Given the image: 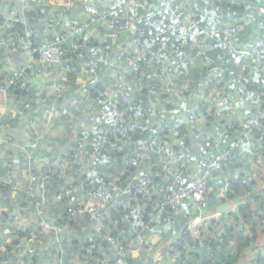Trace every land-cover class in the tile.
<instances>
[{"label": "built area", "instance_id": "obj_1", "mask_svg": "<svg viewBox=\"0 0 264 264\" xmlns=\"http://www.w3.org/2000/svg\"><path fill=\"white\" fill-rule=\"evenodd\" d=\"M87 1L64 0L61 6L71 8L87 4ZM116 1V6L105 8L103 13L93 12L87 22L71 19L63 25L59 24L54 16H49L46 28L52 32L53 40L41 44L37 50V61L28 54V60L22 66L13 69L11 74L0 82V96L8 101L13 95L11 87L22 82L27 71L31 70L32 74L39 76L44 73L41 66H55L59 71L53 78L55 93L49 106L44 110V117L50 125L55 117L56 105L66 92L63 83L67 81L65 73L70 69L68 65L61 63L62 52L59 45L73 38L88 35L96 39L97 43L86 49V54L93 55L92 58H84L82 53L77 54L78 61L87 62L86 65L80 66L77 74L82 77L85 84L95 85L112 73L115 96L121 97L125 107L124 109L119 107L121 100L113 101L111 96L94 101L96 105L94 118L91 119V127L87 132L90 138L78 139L76 143L77 156L81 159L82 183L75 186L77 180L70 173L65 156H62L53 160V165L44 162L47 169L38 181L41 188L37 193L34 186L38 183L33 182L31 178V161L25 159L22 186L28 199L26 209L20 210V203L15 197L12 202L5 203L0 193V252L10 248V264H33V259L38 253L37 248L46 234L53 237V246L42 254L43 259L46 258L42 264H67L65 260L67 255L72 256V264H125L124 257L129 250L151 246L153 238L160 234V223H165L169 227L178 226L180 218L189 211L187 204H192L193 212L187 229L195 231L212 217L213 211L209 210L207 200L208 180L228 165L239 148H246L250 163H261L264 160L263 143L260 140L264 134V113L255 114L250 110L248 112L250 116L248 115L243 122L247 127L244 133L234 134L224 148H219L217 143L201 148L200 155L204 161L202 167L198 163L180 159V153L186 149V135L179 134L181 129L193 130L202 118L212 117L215 120V134L223 138L235 131L234 123L227 121L219 125L216 121L222 122L225 116L240 120V105L251 101L249 95L239 94L238 104L228 106L227 99L220 94L224 83L218 76L224 72L226 58L215 57L216 67L207 69L205 83L208 82L209 86L211 84L212 89L205 99H200V90H187L179 94L175 87L177 59L184 54L183 50H188L185 56L195 60L202 58L199 36L203 35L214 41V47L229 57L242 56L254 62L263 73L264 41L257 39L251 47H239L234 41L236 31L232 27L214 39L210 34L211 21L201 22L196 19L195 14L189 12L190 6L196 0H179L176 4H172L174 3L172 0H162L161 4L153 9L151 20L165 16V19H161L162 26L164 27L167 21L178 32L173 36L175 44L169 49L164 43L165 30L148 28L146 31L147 37L151 38L155 45L160 46L155 52L160 70L154 74L152 85L160 84L167 99L173 101L179 96L182 100L181 104L177 102L171 105L168 114L171 118L170 124L164 126L161 115L165 117L166 114L161 110V101H158L157 97L148 98L143 104L142 100H133L125 92L129 75L139 82L144 76L138 62L127 60L128 44L121 41L123 30L126 29L134 35L133 32L137 29L139 0ZM45 2L46 0L0 1V20L3 21L0 25L3 30V34L0 35V50L9 54L20 52L19 47L25 42L24 37L31 36L26 13L32 5H43ZM262 8L264 10V4ZM14 25L24 29V37L13 31ZM93 25L101 28L102 33H93ZM229 57L228 62L231 59ZM21 85L23 88V83ZM71 102L73 107L77 106L76 98H71ZM183 102H188L190 106L194 105L195 109L192 112L186 111ZM23 106L28 111L32 110L30 104L25 101ZM144 106L148 107L145 115L142 114ZM131 108L138 113L134 119L128 114ZM7 129L8 124L0 117V131ZM136 135L145 137L144 146L139 148L140 150L135 145ZM111 138L116 143L110 147ZM111 150L123 154L121 162L125 167L121 170L111 168L110 171L99 172L96 160L102 152L110 153ZM128 167L134 169L131 176L127 175ZM152 168L155 169L154 172L158 171L164 175L166 182L155 181ZM54 170L62 174L64 181L62 192H54L51 201L54 204L67 202L64 208H67L69 215V220H63L61 223H58L61 210L53 213L56 209H51L50 198L47 197L46 184L51 181ZM233 176L240 180L241 174L236 173ZM2 183L9 182L0 175V184ZM11 208L15 211L11 210L8 215ZM117 210H122L124 215L120 219L112 220L111 215ZM147 210L153 212L150 225L147 227L149 235L141 237L139 231L143 227L138 222L141 214ZM82 217H87L88 220L84 221ZM116 232L120 234L115 236ZM179 232L176 237H179ZM125 237L131 239L124 241ZM74 242H78L79 248L84 249V255L68 252ZM101 245L102 249L97 251ZM95 253L94 258H89L90 254ZM106 253L108 254L104 256ZM163 259H166L165 255L159 254L155 264H160Z\"/></svg>", "mask_w": 264, "mask_h": 264}, {"label": "trees", "instance_id": "obj_2", "mask_svg": "<svg viewBox=\"0 0 264 264\" xmlns=\"http://www.w3.org/2000/svg\"><path fill=\"white\" fill-rule=\"evenodd\" d=\"M1 1V0H0ZM47 1V0H46ZM162 0H139L137 3V9L139 11V17H138V24H137V29L135 30L134 33V40L132 42L131 40V46L129 47V42L128 39L130 36H125L122 35L121 41L125 42L128 44V56L127 60L129 62H132L135 60L138 62L140 69L143 71L144 76L142 80L135 81L132 79V77L129 75L127 77V85H126V94L133 100L140 99L142 100L143 104L147 102L148 98H155L157 97L158 101H164L166 98V95L163 93V87L159 84L158 86L152 85L153 83V76L155 73L159 72L160 66L157 63V69L155 70L152 68L150 70L151 72H154L153 75L151 76L149 72V68L147 61L145 59L141 58H134L132 55L137 53H148L149 51L145 50V44H148L149 46L152 45L153 49L151 53V56H147L150 59L157 60L155 57V52L157 49H159L157 46L153 43V40L146 35V31L148 28H152L153 30H165L164 34V43L166 46L170 49L171 46L175 44V40L173 38L174 34L177 31V29L171 25L169 22L164 23V27L161 24V19H165V16L155 18L154 20H151V14L146 12H141L142 9H148L150 6L154 5V7H157L161 4ZM176 4V2H179V0H172ZM195 2H199L203 6L199 7V9L193 8L191 9V12L195 14L199 21L202 22V20L206 21H211V23H219V27H216V25H211L210 27V34L214 37V39L219 38L222 36V34L228 30L229 28H234L236 31V35L238 34L237 26L233 25L232 22L236 23L237 22V14H244L246 11L250 13V20L252 21L251 23H247V25H252V36L257 34V37H255L252 41H250V46L253 45V42L257 39H260L264 41V10L262 8V4H264L263 0H253L247 1V2H240L239 0L236 1H231V0H196ZM250 3L252 5H250ZM47 2L40 4V5H32L30 13L27 14V21H28V31L30 32L29 35H31L28 38H25L24 36V29L20 26L14 25L13 31L19 33L21 37H24L25 42L19 47L20 48H25L28 53L31 54L34 57V60H38V49L41 46V44L45 42H51L53 40L52 32L46 28V21L43 22H37V18L39 16L44 17L43 14L41 13V10L47 11L49 8L48 5H46ZM74 7V6H73ZM147 7V8H146ZM153 7V8H154ZM72 8V7H71ZM30 9V8H29ZM52 9V8H51ZM62 9H70V8H64L62 6ZM144 11V10H143ZM209 11L211 12L210 14ZM49 18V17H48ZM48 18L46 20H48ZM218 18V19H217ZM231 19V22L227 23V19ZM220 19V20H219ZM80 20V19H78ZM81 21V20H80ZM89 21V20H88ZM1 22L3 23L2 20H0V25ZM82 22V21H81ZM87 22V21H85ZM201 22L198 24L200 25ZM257 27V29H256ZM43 28L47 29L48 32H50V35L48 37L49 40L47 39L46 34L43 32ZM59 28V26H58ZM60 29V28H59ZM213 29L217 32V35H213ZM262 29V31H261ZM93 33H102V29L95 27L93 25L92 27ZM235 35V37H236ZM133 39V38H132ZM199 40L201 42V49H202V57H205V51H211L214 53V57H224L226 58L224 61V72L220 73L218 78H221L224 82L223 87L228 88L230 87L231 92H237L238 94L240 93L243 95H249L251 97V101H247L243 104L240 105V115L243 117V119L240 121L237 119L235 122V131L232 133H229L226 137L232 138L234 134H242L247 130V127L244 125V120L246 117L250 114L248 113L249 110L250 112H254L255 114H262L264 113V73L260 70V67L256 65L254 62L242 57V56H227L219 50L218 48H215L214 46V41L212 42L211 39L201 35L199 36ZM136 41H139L140 43H136ZM97 40L94 39L92 36L88 35H83L78 38H73L69 41H66L63 44L59 45V49L62 52L61 56V63L62 65H68L69 66V71L65 73L67 81L63 83V86L65 87L66 90H77L79 89V84L76 82V79L80 77L77 72L80 71V66L86 65L87 62H80L76 59V56L78 53H82L84 58H92L93 55H88L86 54V49L89 47H92L93 45H96ZM136 43V47L134 48V45ZM206 46L210 47L208 49H205ZM244 46V45H243ZM245 47V46H244ZM246 47V48H248ZM204 48V49H203ZM186 52H188L187 49H184L182 53H184L181 57L179 58H184L186 57ZM188 55V54H187ZM228 57L231 58L228 60ZM216 67V66H214ZM53 68V69H52ZM188 69V76L189 78L187 79V82L190 83L193 78H196V85H200L197 82V79H199V76L203 75L202 80L205 78L207 79L208 72L207 70L202 71L199 67H195L194 65H190ZM58 70L55 66L53 65H43L41 66V70L43 72L49 71L52 72V70ZM151 69V68H150ZM180 70H176L177 74H180ZM199 70V72H197ZM201 70V71H200ZM33 72L31 70L27 71L25 76L31 75ZM200 73V74H198ZM187 76V77H188ZM107 77H110V73ZM107 77L98 83L94 84H87L89 94L91 98L96 101L99 98H106L108 97V93L106 91L107 86L109 85L105 83ZM178 79H180L178 77ZM178 82H182V84H187V82H184L182 79L181 81L179 80ZM211 85V84H210ZM24 86V83H23ZM76 87V88H75ZM199 87H196L198 89ZM148 90V94H145L144 92ZM11 93L13 94L14 97H21L25 102L30 104V106L33 108L35 107L36 103L33 104L36 100V90L33 86L30 84H27L26 87L22 88L21 84H15L14 86L11 87L10 89ZM113 91L115 92V88H113ZM138 94V96H137ZM119 97L118 100H121V97L119 95H116ZM137 96V97H135ZM227 99V105L228 106H236L238 103H233L232 101V96H225ZM65 99V98H61ZM114 101V99L112 98ZM120 102V101H119ZM161 104V103H160ZM121 108L124 107V103L121 100V103L118 105ZM165 110H168V106H164ZM148 112V107L144 106L142 114L145 115ZM93 118H94V113H92ZM128 114L130 115L131 119H134L138 116V113L134 110V108L129 109ZM64 117V116H63ZM68 117V116H67ZM65 116V118H67ZM226 120L223 119V121H216L219 125L221 123H225L228 119V116L224 117ZM164 119V117H163ZM207 120L210 122L209 126L206 128L209 134H213L214 132V125H215V120L212 117L208 118ZM242 122L244 127H240V123ZM164 123L166 124V118L164 120ZM264 124V120H263ZM212 128V129H211ZM195 127L193 128V130ZM193 130H186V129H181L179 131V134L186 135L185 136V145L186 149L182 150L180 153V156L185 154H191L190 156H187L185 161H188L189 163H198L200 167L204 165V161L201 159L200 155V150L201 148L205 147H210L214 146V140H210L205 143L197 144L195 145L197 150L195 149V146H191L190 142V133ZM166 132H168V129H166ZM215 133V132H214ZM194 134V131H193ZM83 138H90V135H86L83 137H80L79 139ZM254 140L256 139L254 136L252 137ZM209 139V137H208ZM207 139V140H208ZM144 136L136 135V141L135 145L137 146V149L141 148L144 146ZM260 140L263 143V149L262 151L264 152V134L260 138ZM116 142L114 141L113 138H111V142L109 143L110 147L115 144ZM140 150V149H139ZM187 151V152H186ZM193 151L194 155H193ZM186 152V153H185ZM73 152L70 153V158L68 160L69 163V170L70 173H72L76 180L77 183L75 186L79 183H82L83 180L81 178L82 173L79 171V166L78 164L80 161L77 160V151H76V157L75 159H72ZM123 154L116 153L114 150H111L110 153L108 152H102L100 154V157L98 160H96V165L97 169L99 172L102 171H110V169H116V170H121L125 166L121 162V157ZM154 160V158H153ZM128 171V176H131L134 173V169L132 168H127ZM155 169L152 168L151 172H154ZM6 173V171H5ZM154 179L157 182H166V178L164 175L160 174L158 171L154 172ZM216 174H213L211 178L208 180L207 183V200L209 204V210H213L215 208L213 198H214V192L215 190H210V186H213V177ZM0 175L3 177H7L4 172L0 169ZM79 176V177H78ZM78 177V178H77ZM6 180V179H5ZM242 180V179H241ZM64 179L62 178V174L58 171L54 170V175L51 179L50 182H47L46 184V189H47V197L49 199L50 195L53 194V192L59 193L62 192L59 187H55L53 184L55 182H62ZM248 186V185H247ZM247 186L243 188V191L247 189ZM239 185L234 186V190H238ZM241 188V187H240ZM13 184L12 183H2L0 184V193H2V197L5 203H10L12 202L13 199ZM227 197H229L227 195ZM253 201L252 203H249L248 200H245L241 205L238 207V213L230 214V217L228 220V223L225 222V218H217L210 220L208 222V225L205 230H201L197 233L195 238L190 236V232L187 230V224L188 221L190 220L191 211L190 207L192 204H187V209L189 210V213L187 211L184 213V215L180 218L179 220V225L176 227H169L165 223H160L159 228H160V234L163 235V232L167 234H172L174 236L177 232L181 230V235L185 236L187 239V242L189 244V247L192 248L190 252H188L186 255H182V251L180 250V247L177 242H172L170 243L165 237L163 236H157L156 240L154 243L151 244V249L153 251V255L144 257L141 260H137L135 258H132L130 256L125 255L124 257V263L125 264H154L156 261V257L158 254L161 252H165L170 259L171 264H264V256H260L254 252L257 250V248H261L259 246V238L263 239L264 242V191L261 192L260 195L252 194ZM24 199V200H23ZM50 200V199H49ZM17 201L21 204V208L26 209L28 206V199H27V194L25 193L21 199L17 198ZM67 202H62L59 203L60 210L61 212L59 213L58 216V223H61L63 220L68 221L69 220V215L67 212V208H64L66 206ZM23 213V212H22ZM124 215V212L122 210H117L112 213V220L114 219H120ZM153 215V212L151 210H147L146 212H143L140 216V220L138 223L141 224L143 227L142 230H140V236H148L149 235V229L147 228L150 225V218ZM232 215V216H231ZM84 221H87V217H82ZM70 225L73 226V224L70 222ZM240 226H243L241 230H239ZM244 227L248 229V235L244 233ZM128 233V231L126 232ZM119 232L115 233V236L119 235ZM161 237V238H160ZM131 238L125 237L123 240L124 241H129ZM16 245V243H14ZM261 244V243H260ZM79 243L74 242L73 245L71 246L70 250L68 252H71L73 254H81L84 255L85 251L83 248H79ZM53 246V237L50 234H46L42 239L39 247L37 248V256L33 259V264H42L46 258L43 259L42 254L50 250ZM264 246V245H263ZM102 245L99 247L97 251L102 249ZM176 251H180L182 254L177 257ZM252 252H254L256 255L254 258L247 260L246 257L250 255ZM108 253H106L104 256H106ZM96 256L95 254H90L89 258H94ZM71 257L72 256H66L65 260L67 264H72L71 263ZM10 259H11V254H10V248H6L4 252H0V264H10Z\"/></svg>", "mask_w": 264, "mask_h": 264}, {"label": "crops", "instance_id": "obj_3", "mask_svg": "<svg viewBox=\"0 0 264 264\" xmlns=\"http://www.w3.org/2000/svg\"><path fill=\"white\" fill-rule=\"evenodd\" d=\"M64 0H47V4L50 9L47 11L41 10L42 16H39L37 18V22H43L46 21V19L49 16H54L59 24H65L68 20L71 19H80L82 22L88 21L90 17L93 15V12L96 13H103L105 11V8L107 7H113L116 6L117 1L116 0H88L87 4L80 5V6H74L68 10L62 9V4ZM241 2V1H240ZM244 3V2H242ZM202 7L203 5L199 2H193L192 5L189 8V12L191 9L196 8L199 9V7ZM32 6L26 13L27 14L33 11L31 10ZM218 19V18H217ZM216 27H219V23H212V25H216ZM45 26V25H44ZM262 31V29H261ZM43 32L46 34L47 39L49 40L50 32L45 28H43ZM264 32V31H262ZM3 34V30L0 27V35ZM25 48H21L19 53H13L9 54L8 52L4 50H0V82L4 81L5 76H9L13 69L18 68L22 66L27 60H28V53ZM149 57L147 54L146 57ZM186 56L184 58H178L177 64L179 67V64H183L184 67H187L188 69L190 65H194L195 67H199L202 71L208 69L210 67L215 66V57L213 61H208L205 57H202L199 60H195L192 57ZM187 63L184 62L186 59ZM149 61V58H148ZM147 61V63H148ZM153 65L155 66V70L157 69V60H152ZM53 69V68H52ZM181 69V67H180ZM200 70V71H201ZM199 72V70H197ZM44 72L43 74L39 76H35L34 74L25 76L22 80V82H18L19 84L24 83V87H26L27 84H30L33 86L36 90V100L33 104L36 103L35 107L32 108V110L28 111L24 108L21 97H13V95L10 97L8 101H5L2 96H0V117L4 122L8 124V129L3 130V132L0 131V169L4 172V174L7 177H4L9 183L13 184V197L21 199V197L25 194V191L23 190L22 186V179L24 176V161L25 159L31 161L32 165V180L35 183H38L40 180L42 173L45 172L47 169V166L44 164L45 161L49 162L51 165H53V160L61 158L62 156H65L66 162L69 160L70 153L73 152V155L71 156L72 159L76 157V143L80 137L88 135L87 132H89L91 124L90 121L93 118V112L96 109V105L94 102V99L91 98L88 90L87 83L81 79L82 77H78L76 79V82L79 84V89L77 90H66V92L60 97L57 105H56V113L55 117L52 120V123L49 125L47 124V121L44 117V110L49 106L50 100L52 96L54 95V86H53V78L59 74V71L54 69L52 70V73ZM188 73V72H187ZM183 72L181 74V78L178 79L179 75L177 76V82L175 87L177 92L181 94L180 84L178 83L179 80H185L184 82H187V79L189 78L188 74ZM188 76V77H187ZM203 75L199 76V79H197V82L200 85H196V80L193 81V78L190 83L187 82V84H182L181 86L185 87L187 86L186 90H200L199 94L200 99L203 100L209 94L211 93V85L206 86L205 80L203 79ZM224 82H226L224 80ZM105 83L109 84L107 86V93L108 96H111L115 101H119V97L115 96V92L113 91V85L114 80L112 79V75L110 77H107ZM179 84V85H178ZM194 86V87H193ZM204 86L206 87V90L203 91ZM231 87V85H229ZM196 87H199L196 89ZM76 88V87H75ZM146 90L144 93L148 94ZM220 94L225 96H232V101L238 103L237 99L239 97V94L235 92H231V90L228 91H219ZM138 96V94H137ZM135 96V97H137ZM148 96H150L148 94ZM178 99H174L173 101L169 98L166 101L165 104L168 106V110H163L164 112H169L172 108V106L179 102L181 104V99H179V96H177ZM61 98H65L62 99ZM71 98H76L78 103L76 107H73ZM150 99V98H149ZM184 103V102H183ZM186 104H189L188 102L184 103L185 110L188 112H192L195 107L189 106L187 107ZM172 105V106H171ZM190 105V104H189ZM64 116V117H63ZM65 116L67 118H65ZM210 118V117H208ZM204 119H207V117H204ZM204 119L202 118L200 120V123L205 125V128L203 132L193 131L190 133V142L191 146L201 144L202 142H208L214 140V143L218 144L219 148H224L225 145H227L228 141L230 140V137H223L219 138L214 132L213 134H209L207 131V127L209 126L210 122H204ZM224 120L226 118L223 117ZM227 121H232V123L235 124L237 121L236 118L229 119L227 118ZM243 119V117L240 115V121ZM213 120V118H212ZM226 121V122H227ZM83 122V123H82ZM240 127H244L242 122L240 123ZM212 129V128H211ZM196 132V133H195ZM60 137V139H58ZM209 137V139H208ZM62 138V139H61ZM208 139V140H207ZM202 143V144H203ZM33 144H36L33 145ZM38 146V147H37ZM60 146L58 149L57 147ZM32 147V148H29ZM198 147L195 146V149L197 150ZM187 152V151H186ZM185 152V153H186ZM193 152V151H191ZM194 155V152H193ZM187 156L191 157V154L188 155H181L180 159H185ZM80 163L79 171L81 170V159L77 158ZM198 167V166H197ZM94 168V166H92ZM6 171V173H5ZM236 173H240L241 177L240 180H236L233 175ZM244 178V181L246 183H242V180ZM263 180V181H262ZM264 182V160L261 161V163H250V156L248 154V151L246 148H239L238 151L233 155L231 160L228 162V165L225 166L221 172H219L217 175L213 177V186H210V190H215L214 192V211L213 214L215 215L214 218H208L207 220H213V219H219V218H225V222L228 223L230 214L236 213L238 207L243 203L245 200H248L249 203H252L253 198L252 194L260 195L262 191H264V183L262 185H259V182ZM55 187H59L62 189L63 181L62 182H55L53 184ZM239 185L238 190H234V186ZM248 185V186H247ZM247 186V189L243 191V188ZM36 189L35 191L38 193L40 191V183L34 186ZM54 194V192H53ZM227 195L229 197H227ZM53 195H50V202H51V209H56V211H53V213H57L60 211L59 204H54L51 201ZM24 200V199H23ZM228 204V210L224 213H221L217 210L218 207ZM21 205V204H20ZM17 208V207H14ZM21 208V206H20ZM20 208H17L18 210ZM192 206L190 207L191 216H193L192 212ZM12 212L15 211V209L11 208L10 211L8 210V215H10ZM23 211V208L20 209ZM189 213V211H187ZM217 214V216H216ZM232 216V215H231ZM206 222V221H205ZM201 228V227H200ZM197 230H189L190 236L194 233L195 236L198 233ZM178 233V232H177ZM176 233V234H177ZM175 234V235H176ZM172 236V234H167L163 232V237H165L170 243L177 242L180 251H176L177 257L179 255H186L188 252L192 250L191 247H189V244L187 242V239L185 236L181 235V231L179 232V237ZM157 238H153V243ZM137 242H139L138 239H136ZM264 242L260 244L261 246V252H264ZM257 253V250H255ZM160 254H164L166 259H163L160 264H171L170 259L167 258L168 255L165 252H161ZM127 256H130L132 258H135L137 260H141L144 257H148L153 255V251L148 245L147 247H141L138 250H129L126 254ZM159 255V254H158ZM157 255V256H158ZM155 264V263H154Z\"/></svg>", "mask_w": 264, "mask_h": 264}, {"label": "rangeland", "instance_id": "obj_4", "mask_svg": "<svg viewBox=\"0 0 264 264\" xmlns=\"http://www.w3.org/2000/svg\"><path fill=\"white\" fill-rule=\"evenodd\" d=\"M239 1H241V2H247V1H251V2H253V0H239ZM248 3V2H247ZM249 4V3H248ZM250 5H252L251 3H250ZM154 5H152V6H150L148 9H142L141 10V12H144V14L146 13V12H148V13H150L154 8ZM147 8V7H146ZM144 10V11H143ZM211 12L209 11V13L208 14H210ZM237 19V22L235 23H233L232 22V24L233 25H235V26H237V30H238V34L236 35V37H235V39H234V41H235V43L239 46V47H241V46H245V47H248V46H250V41H252L255 37H257V34H255L254 36H252V25H247V23H251L252 21L250 20V18H251V16H250V13L248 12V11H246L243 15L240 13V14H237V17H236ZM220 20V19H219ZM227 21V23L228 22H231V19L229 18V19H227L226 20ZM256 29H257V27H256ZM123 35H124V37L125 36H130V38L128 39V42H129V47L131 46V43L133 42V40H134V35H132V33L130 32V31H128V30H123ZM213 35H217V32L213 29ZM133 38V39H132ZM131 40H132V42H131ZM140 43L139 41H136V43ZM136 43H135V45H134V48L136 47ZM208 48H210V47H208V46H206V48L205 49H208ZM151 49H153V47H152V45H148V44H145V50L146 51H149L147 54L149 55V56H151V53L150 52H152V50ZM204 49V48H203ZM146 53H137V52H135V54H133L132 56L134 57V58H141V59H145V61H148V57H146V55H147ZM205 58L208 60V61H213V59H214V53H212L211 51H205ZM150 58V57H149ZM189 58V57H188ZM188 58L184 61V62H186L187 63V60H188ZM154 63H153V61H152V59H150L149 61H148V68H149V72H150V74H151V76L153 75V73L154 72H151L150 70H152V68H154V65H153ZM180 67H181V70H180V74H178L179 75V78H181V74L183 73V72H185V73H187L188 72V68L187 67H184L183 66V64H179V67H178V69H180ZM151 68V69H150ZM214 68V66L213 67H210L209 69H213ZM207 70V69H206ZM47 73H52V72H49V71H46ZM46 73V74H47ZM198 74H200V73H198ZM110 75H112V73H110ZM196 79H193V81H195ZM181 81V80H180ZM185 81V80H184ZM179 84V86H180V89H181V91H184V90H186V88H187V86H185V87H183V86H181L182 85V82H178ZM224 83V82H223ZM206 86H208V82H206V84H205ZM194 87V86H193ZM223 89H224V91H228L229 92V90H231L230 89V87H228V88H225V87H222V90L221 91H223ZM206 90V87L204 86V89H203V91H205ZM152 99H154V98H152ZM164 100H166V99H164ZM165 102L166 101H162L161 102V104H160V108H161V110H165L166 109V107L165 108H163L164 106H167V104H165ZM186 106L187 107H189L190 105L189 104H186ZM166 111V110H165ZM170 112V111H169ZM169 112L167 113V112H164L163 111V113H165L166 114V116L164 117V116H162L161 115V120H162V123L164 124V126H168L169 124H170V120H171V118L168 116V114H169ZM163 117H164V119H163ZM165 118H166V124L164 123V120H165ZM204 122H209L207 119H204ZM83 123V122H82ZM204 128H205V125H204V123L203 124H201L200 123V121L197 123V125L195 126V129L193 130V131H198V132H203V130H204ZM196 133V132H195ZM58 139H60V137L58 138ZM62 139V138H61ZM197 144H199V142L197 143ZM58 149L60 148V146H58L57 147ZM263 181V180H262ZM242 183H246L245 181H244V178L242 179ZM264 182H259V185H262ZM212 211H214V209L212 210ZM237 211H238V209H237ZM236 211V212H237ZM238 213V212H237ZM215 217V215L214 214H212V217L211 218H214ZM208 222H209V220H206V222H204L202 225H201V228L198 230V232L199 231H201V230H205L206 229V227H207V225H208ZM243 228V226H240V228H239V230H241ZM157 233H158V231H157ZM244 233L245 234H247L248 235V229L246 228V227H244ZM158 236H162V235H159V233H158ZM192 236H194L195 237V234L193 233L192 234ZM161 238V237H160ZM259 246H260V243H263V239L262 238H259ZM262 249V248H261ZM261 249L260 248H257V253L256 254H258V255H260V256H264V252H261ZM255 252V251H254ZM254 252H252L250 255H248L247 257H246V259L247 260H250V259H252V258H254V256L256 255Z\"/></svg>", "mask_w": 264, "mask_h": 264}, {"label": "water", "instance_id": "obj_5", "mask_svg": "<svg viewBox=\"0 0 264 264\" xmlns=\"http://www.w3.org/2000/svg\"><path fill=\"white\" fill-rule=\"evenodd\" d=\"M228 207H229V205L228 204H225V205H222V206L218 207L217 210L219 212H221V213H224L225 211L228 210Z\"/></svg>", "mask_w": 264, "mask_h": 264}]
</instances>
